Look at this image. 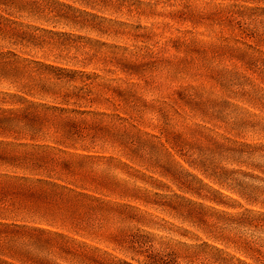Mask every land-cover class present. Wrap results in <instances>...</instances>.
<instances>
[{
	"label": "rangeland",
	"instance_id": "rangeland-1",
	"mask_svg": "<svg viewBox=\"0 0 264 264\" xmlns=\"http://www.w3.org/2000/svg\"><path fill=\"white\" fill-rule=\"evenodd\" d=\"M22 97L84 113L35 141L67 153L0 158V180L74 191L0 210L65 236L0 233L1 258L264 264V0H0V110Z\"/></svg>",
	"mask_w": 264,
	"mask_h": 264
},
{
	"label": "trees",
	"instance_id": "trees-1",
	"mask_svg": "<svg viewBox=\"0 0 264 264\" xmlns=\"http://www.w3.org/2000/svg\"><path fill=\"white\" fill-rule=\"evenodd\" d=\"M14 96V95H13ZM76 96L78 97V93H66L63 98L67 100L69 97ZM23 101L22 105L16 108H8L0 110V133L1 134H16V136L28 137V142L23 141H5L0 140V158L1 160H9L11 159L14 164L26 165L31 160L28 158L32 155H36L38 157L47 155L50 151H60L63 153H67V151L63 148H58L54 145L47 143H37L35 141L38 138H43L45 132L44 130H48V128H44L45 122L55 117L63 115V113H67L69 111H75L79 113H84V111H76L75 109H70L66 106L49 103L44 100H29L27 98L22 97ZM50 112V113H48ZM50 114L55 115L50 116ZM51 117V118H50ZM69 122V121H67ZM73 124V123H71ZM75 127V125H71ZM63 129L69 130L70 126L66 128V126H62ZM57 126V130L60 128ZM47 132V131H46ZM45 138V137H44ZM70 136H65L63 140L56 139L58 141L67 140ZM18 139V137H16ZM18 148H23L22 152L24 154L20 155L15 151H18ZM36 151H43L41 154ZM8 158V159H7ZM22 158V160H21ZM54 159V157H52ZM21 160V161H19ZM35 162L41 163L44 160L37 159ZM12 164V163H10ZM6 179L0 180V184L3 183V187L0 188V210L1 211H10L16 212V214H38L42 213L43 216L47 214L48 203L54 197H59L60 199H72L69 194L73 189L61 185L57 182L49 180L43 177H31L25 175H13V176H3ZM77 196H85L83 193H76ZM43 210V211H41ZM4 220V219H3ZM27 235L40 237L42 235H56L60 237H65L63 234L53 231L51 229L40 227V226H31L24 223H18L17 221H2L0 220V233L3 232H16L20 233L24 230ZM28 229V230H26ZM31 230V231H29ZM36 233V234H33ZM3 248L4 246L1 245ZM13 256V255H12ZM23 260V258H21ZM29 259H24V262ZM126 264H132L130 262L124 261ZM0 264H17L13 260L8 258L0 257ZM40 264H44L41 262Z\"/></svg>",
	"mask_w": 264,
	"mask_h": 264
}]
</instances>
